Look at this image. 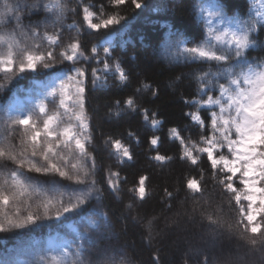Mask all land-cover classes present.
<instances>
[{"label":"snow or ice","instance_id":"snow-or-ice-1","mask_svg":"<svg viewBox=\"0 0 264 264\" xmlns=\"http://www.w3.org/2000/svg\"><path fill=\"white\" fill-rule=\"evenodd\" d=\"M72 2L74 7L68 6V0H0V73L6 77L0 91L30 73L43 72L48 77L39 98L26 110L14 96L0 103V233L56 219L75 233L74 237L59 244L56 254L24 264H133L122 246L98 248L94 243L101 225L110 223L103 204L105 185L120 200L122 177L112 164L98 161L86 108L89 81L92 88L106 86L111 74L119 85L130 83L123 62L113 58L115 49L126 42L121 32L129 18L118 9L128 0H108L116 9L110 12L104 5L97 9L84 0ZM130 3L135 9L149 7L144 0ZM193 7L204 21V38L189 46L191 41L169 32V37L178 38L170 39L164 47V54L173 61L215 67L192 74L197 92L184 99L194 109L184 115L201 130L199 140L185 137L175 126L167 130V138L179 144L178 159L200 173L199 179L184 178L185 199L193 201L187 214H199L209 236L226 227L245 246L256 249L259 244L264 250V61L246 55L248 49L258 46L253 37L264 27V11L250 8L246 17L230 16L223 0H197ZM41 12L43 19H31ZM69 14L72 23L66 24ZM147 90L153 97L158 95V89L142 81L133 94L112 102L108 116L139 115L149 150L154 153L149 159L163 165L177 157L159 150L162 137L155 132L164 122L157 111L138 102ZM126 135L137 145L141 143L139 130L129 129ZM103 145L115 165L134 161L132 147L124 139L108 135ZM205 163L214 187L221 189V196L230 195L229 203L234 201L237 206L235 224L226 222L220 207H213L211 194L206 195ZM149 180L148 175H139L128 191L145 201L151 195ZM179 191L163 189L164 207H172ZM125 207L131 210L133 204ZM154 220L150 218L145 226L149 243ZM158 253L153 254L152 264H160ZM0 264L17 262L5 257ZM200 264H233V259L204 254Z\"/></svg>","mask_w":264,"mask_h":264},{"label":"trees","instance_id":"trees-1","mask_svg":"<svg viewBox=\"0 0 264 264\" xmlns=\"http://www.w3.org/2000/svg\"><path fill=\"white\" fill-rule=\"evenodd\" d=\"M84 2L95 5L97 9L104 5L106 11L116 10L109 5L108 0H84ZM144 2L149 6L146 9H135L130 0L118 9L122 16L129 19L121 32V38L126 42L122 48L115 49L113 58L118 57L123 62L124 69L130 75V83L119 85L109 74L106 86L92 88L89 81L86 93V108L91 118L93 146L97 149L98 161L103 159L106 165L112 164L113 170L120 171L122 177L120 200H116L105 185L106 198L103 204L104 210L109 213L110 223L101 225L98 234L94 237V243L98 248L122 246L133 264H152V256L157 250H159L160 264H200L204 254L215 257L232 255L233 264H264V250H260L259 244L256 249L245 246L238 236L230 234L226 227L214 236H209L206 222L201 221L199 214L195 216L187 214L191 212L193 201L185 199L184 178L191 175L199 179L200 173L198 168L178 159L179 144L167 138V130L175 126L181 129V134L185 137L190 136L193 140H199L201 130L184 115L185 112L194 109L186 105L184 99H191L197 92L198 85L192 74L200 68L207 70L211 66L215 70V67L210 64L185 63L182 59L173 61L164 54L166 43L170 39L175 41L178 38L169 37V32L179 33V38L191 41L189 46L204 38V21L196 15L193 7L197 0H144ZM223 2L226 5L225 11L230 16L239 14L241 17H246L250 8L264 11V0H252V2L223 0ZM68 6L74 7L75 4L72 0H68ZM44 15L41 12L31 19L40 20ZM27 22L26 19L25 24ZM65 23H72L71 14ZM11 27L12 25L8 26L9 29ZM253 38L256 39L258 46L248 49L246 55L250 60L264 61V27H261ZM85 39L88 37L85 36ZM43 77L47 76L44 73L42 76L30 73L13 80L3 91H0V103H6L20 88H27L31 80ZM176 77H180V80H176ZM5 80V74H0V83H5ZM142 81L158 89L156 97L152 96L151 90L142 92L138 102L143 107L157 111L159 119L164 122L159 131L155 132L162 137L159 150L161 154L177 157L167 164L162 165L149 159L154 153L149 150L143 132L142 118L139 115L124 116L119 119L108 116L112 102L133 94L134 89L139 87ZM129 129L139 130L140 144L137 145L135 141L127 138ZM16 135L18 136L19 133ZM108 135L122 138L125 143L130 144L135 156L134 161L115 165L113 160L108 159L107 150L103 145V140ZM202 167L205 169L206 195L211 194L209 199L214 202L213 207L217 205L220 207L223 219L235 224L238 215L235 202L230 204V195L221 196V189L218 186L214 187L207 163ZM142 174L150 177L148 188L151 193L143 202L136 198L134 193L128 191ZM102 175L101 173L98 179L102 178ZM125 177L126 182L123 181ZM63 183L69 184L68 181ZM164 188H168L169 191L180 189L175 200L171 201V208H166L161 203ZM197 200H200V197H197ZM129 203L133 204L131 210L125 207ZM201 203L203 204L202 200ZM152 217H155V220L149 243V234L145 226ZM64 223L67 224L68 221ZM54 232L66 233V227L56 219L44 221L29 229L0 233V259L8 257L19 262L32 256H42L44 239ZM213 243L217 246L213 247Z\"/></svg>","mask_w":264,"mask_h":264},{"label":"rangeland","instance_id":"rangeland-1","mask_svg":"<svg viewBox=\"0 0 264 264\" xmlns=\"http://www.w3.org/2000/svg\"><path fill=\"white\" fill-rule=\"evenodd\" d=\"M31 74H37L38 76H42L43 72H37V73H31ZM47 79L48 77H43L42 79H33L31 80L27 88L25 89L20 88L17 92H15L13 96L19 102V107H21L23 110H26L27 107H30L31 104L37 98H39L40 93L43 91V85ZM52 107L54 106L49 105L50 109ZM74 235L75 233H73L68 228H66L65 234L58 233V232L48 234L44 239V250H43L42 256H51V255L56 254V248L58 247V245L63 243L64 240H71L74 237ZM204 237L207 238L206 236ZM215 246H217V244L213 243V247ZM40 256L41 255L29 257L28 259L17 262V264H24V262H27V261L37 260Z\"/></svg>","mask_w":264,"mask_h":264}]
</instances>
